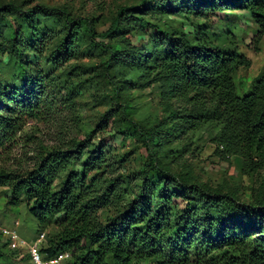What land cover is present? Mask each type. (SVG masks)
I'll return each mask as SVG.
<instances>
[{"label":"trees","instance_id":"16d2710c","mask_svg":"<svg viewBox=\"0 0 264 264\" xmlns=\"http://www.w3.org/2000/svg\"><path fill=\"white\" fill-rule=\"evenodd\" d=\"M225 12H243L254 23L248 46L259 51L264 0H140L119 7L101 31L93 18L72 17L65 7L0 3V158L28 123L52 116L58 100L79 94L76 86L74 95L65 92L64 73L56 70L100 53L99 73L115 108L98 130L115 115L122 122L117 133L145 152L137 169L122 174L132 151L117 155L106 140L93 142L98 130L79 140L59 129L55 142L28 157L29 166L0 167L7 204H24L40 230L56 218V234L41 246L45 258L69 251L65 264H264L263 186L246 201L229 186L174 172L169 163L187 149L163 151L205 134L219 158L233 157L243 175L260 171L264 181V70L238 94L236 73L251 61L227 25L218 33L208 23ZM171 15L197 24L175 28L167 21ZM144 34L145 43L132 44ZM150 87L163 115L150 123L132 120L127 94ZM4 247L16 254L0 232V258Z\"/></svg>","mask_w":264,"mask_h":264},{"label":"rangeland","instance_id":"374dc122","mask_svg":"<svg viewBox=\"0 0 264 264\" xmlns=\"http://www.w3.org/2000/svg\"><path fill=\"white\" fill-rule=\"evenodd\" d=\"M10 0H0V3H6ZM27 1L28 7L36 4H43L49 7H65L72 17L93 18L95 27L98 31L108 27L112 18L116 15L119 7L138 6L140 0H17ZM14 19V15L11 16ZM173 27L191 30V18L171 15L167 20ZM204 20H199L202 24ZM209 24H214L217 28L214 30L218 33L221 28L227 25L235 35L234 41L237 48L251 61L248 68L238 69L235 77L236 90L238 94L245 93L251 86L253 79L264 70V39L261 41L260 50L254 52L250 44V38L255 30V25L247 18L243 12H225L216 13L209 17ZM198 24V25H199ZM59 28H54V31ZM147 40L146 34L133 36L131 42L133 45L140 46ZM55 40L48 46L45 55H47L54 46ZM103 60V54L96 56H82L70 60L56 71H63L66 83H64L65 92L74 95L76 90L79 94L68 100H58L56 102V111L52 116H48L38 122L28 123L23 131L18 134L17 145L4 159H0V167L7 165L29 166V158L35 153L40 145H50L55 142V135L59 129L66 138L84 139L87 131L98 130L102 116L115 108V102L110 100L109 88L99 73V67ZM88 69V72L85 71ZM73 74V75H72ZM65 82V81H64ZM76 86V90L73 87ZM63 90V92H64ZM129 104L134 107V113L131 115L132 120H138L150 123L163 115L162 107L158 103L152 87L146 89H132L127 94ZM53 117V118H50ZM113 116L107 128L98 130L92 141L97 142L99 139L106 140L111 144L114 153L123 155L130 152L131 156L120 168L119 173L127 174L133 169H137L140 161L143 160L144 149L131 137L126 139L117 133L121 129L122 122ZM200 138L198 139V137ZM187 149L178 163L170 162L174 172L188 174L192 179L201 183H207L211 186L224 185L231 187L242 199L249 201L251 194L261 185L264 188L262 172H254L250 175H243L239 162L233 157L221 159L214 153L215 146L208 140L205 134H197L191 144H184L181 141L169 143L163 147V151L168 154L175 149ZM170 156V154L168 155ZM78 165V164H77ZM9 195L7 187H0V228L11 226L13 221L18 220V234L27 241H33L40 233H44L45 239L53 236L57 232L55 219L52 224L43 230H40L36 218L31 215L24 204L12 206L7 204L6 196ZM263 233H264V222ZM0 264H12L10 259L14 256L13 252L7 247L3 249ZM26 261V258H25ZM134 264H153L152 260L136 262Z\"/></svg>","mask_w":264,"mask_h":264},{"label":"built area","instance_id":"2783aa9c","mask_svg":"<svg viewBox=\"0 0 264 264\" xmlns=\"http://www.w3.org/2000/svg\"><path fill=\"white\" fill-rule=\"evenodd\" d=\"M19 221H13L11 226L0 228L3 240L9 249L16 251V258L23 260L28 257L26 264H65L71 257L69 251H61L52 257L45 258L41 253V246L45 241L44 233H40L33 241H27L17 232Z\"/></svg>","mask_w":264,"mask_h":264},{"label":"crops","instance_id":"0c3cea01","mask_svg":"<svg viewBox=\"0 0 264 264\" xmlns=\"http://www.w3.org/2000/svg\"><path fill=\"white\" fill-rule=\"evenodd\" d=\"M10 263L12 264H26L27 262L25 261V259L23 260H18L16 258V254L10 259Z\"/></svg>","mask_w":264,"mask_h":264}]
</instances>
